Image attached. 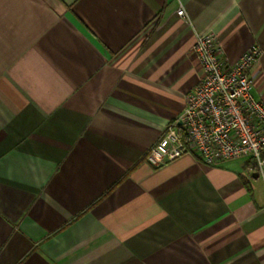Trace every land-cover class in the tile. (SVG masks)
Returning <instances> with one entry per match:
<instances>
[{
    "label": "crops",
    "instance_id": "obj_1",
    "mask_svg": "<svg viewBox=\"0 0 264 264\" xmlns=\"http://www.w3.org/2000/svg\"><path fill=\"white\" fill-rule=\"evenodd\" d=\"M207 33L264 101V0H0V264H264L253 161L145 160Z\"/></svg>",
    "mask_w": 264,
    "mask_h": 264
},
{
    "label": "built area",
    "instance_id": "obj_2",
    "mask_svg": "<svg viewBox=\"0 0 264 264\" xmlns=\"http://www.w3.org/2000/svg\"><path fill=\"white\" fill-rule=\"evenodd\" d=\"M176 15L184 16L183 10ZM201 74L184 98L178 123L169 124L145 160L158 168L183 155L207 165L247 159L264 174V101L251 96L252 68L262 50L250 46L234 63L224 58L213 33L197 36L192 45Z\"/></svg>",
    "mask_w": 264,
    "mask_h": 264
}]
</instances>
